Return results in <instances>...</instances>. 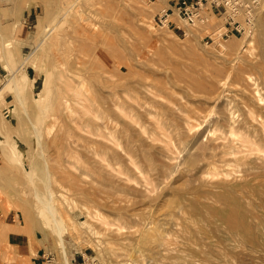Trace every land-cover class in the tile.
Wrapping results in <instances>:
<instances>
[{"label":"rangeland","instance_id":"obj_1","mask_svg":"<svg viewBox=\"0 0 264 264\" xmlns=\"http://www.w3.org/2000/svg\"><path fill=\"white\" fill-rule=\"evenodd\" d=\"M165 1L0 0V264H264V152L240 149L264 90L213 147L250 97L227 74L264 68V0L228 35L210 4L161 25Z\"/></svg>","mask_w":264,"mask_h":264},{"label":"bare ground","instance_id":"obj_2","mask_svg":"<svg viewBox=\"0 0 264 264\" xmlns=\"http://www.w3.org/2000/svg\"><path fill=\"white\" fill-rule=\"evenodd\" d=\"M253 2L254 1H257V0H252ZM253 4V3H252ZM245 5V4H244ZM166 21V20H165ZM86 29V28H85ZM83 33L86 32V31H82ZM88 35V34H86ZM93 36V35H92ZM263 37V36H262ZM82 39V38H81ZM87 40V39H86ZM262 43H264V39L262 38ZM84 41V40H83ZM71 46V45H70ZM84 46V45H82ZM89 46V45H88ZM77 47V46H76ZM88 49V47H87ZM74 50V49H73ZM75 51V50H74ZM77 51V50H76ZM84 51V50H83ZM86 51V50H85ZM95 55V54H94ZM58 56V55H57ZM64 57V56H62ZM66 57V55H65ZM64 57V58H65ZM59 58V57H58ZM61 58V57H60ZM63 58V59H64ZM59 60V59H58ZM104 61V60H103ZM66 63V62H65ZM70 64V63H69ZM68 65V64H67ZM257 66V65H256ZM67 67V66H66ZM63 68V67H62ZM61 68V69H62ZM69 68V67H68ZM243 68V67H242ZM66 69V68H65ZM250 69V68H249ZM60 70V69H59ZM64 70V69H63ZM73 73L76 72V71H72ZM239 72L241 73H233V71H231L230 73H228V77L224 80H219L220 82H222L223 86H225V88L227 87V89H229L230 91L232 90L231 87H240V88H243L245 93L246 91H249L250 92V97L247 96L246 94L242 95L240 97V99L237 101L236 99H231L230 100V107L232 106L233 102H234V106H232L231 108L229 107L230 111H229V121L228 122H223V124L226 126V128L228 129L229 131V135H230V139L228 141L227 144H224L223 147H221V144H215L213 147L214 149H218V148H221L222 151L221 153L222 154H236L237 153V150H239V148L236 149V146L234 145L236 143V141L238 140V136H237V132L239 130L242 129V126L241 125H238V126H235L234 124L236 123L237 120L234 119V115L236 114V110L235 108H242L243 111L245 113L248 114V117L249 118H254V119H257L259 118V114L260 112L258 110H256L254 104L252 103L251 99H255L257 97V95L262 91L264 90V68L263 69H258V71L256 73H247L245 74V70H242ZM255 72V71H254ZM60 73V72H59ZM62 73V72H61ZM67 71H63V74L62 76H64V78L67 76ZM60 76V75H59ZM70 76V75H69ZM72 77V76H71ZM74 77V76H73ZM68 78V77H67ZM224 78V77H223ZM69 79V78H68ZM67 79V80H68ZM217 80V79H216ZM65 82L64 83H67L66 80H64ZM69 81V80H68ZM72 81V80H71ZM70 82V81H69ZM68 82V83H69ZM73 82V81H72ZM71 82V84H72ZM58 83V82H57ZM74 84V82H73ZM55 86V85H54ZM65 86V85H64ZM71 87V86H70ZM75 87V85H74ZM73 87V90L75 91V88ZM72 88V87H71ZM197 88H199L200 90H211L212 86H208L207 84L205 83H202V82H199L197 84ZM224 88V87H223ZM65 89V88H64ZM63 89V90H64ZM69 89V87H68ZM198 89V90H199ZM72 90V91H73ZM241 91V89H239ZM2 91V90H1ZM62 91V90H61ZM71 91V93H72ZM63 92V91H62ZM239 92V91H238ZM75 93V92H73ZM241 93V92H240ZM65 95V92L63 93ZM62 94V95H63ZM67 95V94H66ZM70 95V93H69ZM68 95V96H69ZM236 95V94H235ZM74 97V96H73ZM214 97V96H213ZM69 99V97H67ZM75 98V97H74ZM72 98V99H74ZM96 98V97H95ZM216 98V97H215ZM71 99V98H70ZM76 100V99H75ZM234 100V101H233ZM94 101V100H93ZM211 101V100H210ZM233 101V102H232ZM95 102V101H94ZM240 102L244 103V105H242ZM242 105V106H241ZM69 108V107H68ZM71 108V107H70ZM72 109V108H71ZM70 109V110H71ZM234 109V110H233ZM91 110V109H90ZM196 110V109H195ZM204 110V109H202ZM211 112H209V114L207 115L206 113V116L205 118H208L210 119L211 117H214L218 112L215 110V108H211L210 109ZM210 110H207V111H210ZM197 111V110H196ZM206 111V110H205ZM239 111V110H238ZM191 113V112H190ZM201 113V111L199 112ZM199 113L197 115H199ZM193 114V113H192ZM202 114V113H201ZM193 117V116H192ZM123 118V117H122ZM189 118V117H188ZM220 122V121H218ZM260 123H262V128H261V135L260 137H256V136H251V138H248V137H242L240 138V142H241V145H240V149L243 150L244 148H247L249 152H258V151H263L264 152V118H261L260 119ZM234 125V126H233ZM217 128L218 129H221L223 130L224 129V126L221 125V124H217ZM127 129V128H126ZM249 129V128H248ZM249 133H250V129H249ZM224 134V131H221V135H219L217 138H220L222 135ZM251 134V133H250ZM229 144H232L231 146H227ZM58 146V145H57ZM229 151V152H227ZM130 154V153H129ZM132 154V153H131ZM200 158V157H198ZM197 158V159H198ZM245 156H236L235 157V160L236 162H239V161H243L245 160ZM196 159V158H195ZM195 159H193L194 162ZM230 161H232V159H229ZM208 165H216L213 158H209L208 160ZM233 165V164H231ZM221 215L224 216L225 220L228 221L230 224H237L239 222V219L241 218L240 217V214L234 209L232 210H228V211H225V212H221ZM159 229V228H158ZM154 232V231H153ZM158 232V231H157ZM156 234V233H155ZM161 235V234H160Z\"/></svg>","mask_w":264,"mask_h":264},{"label":"built area","instance_id":"obj_3","mask_svg":"<svg viewBox=\"0 0 264 264\" xmlns=\"http://www.w3.org/2000/svg\"><path fill=\"white\" fill-rule=\"evenodd\" d=\"M207 4H210L212 11L216 15L227 17L225 22L227 31L224 33L225 35H228L230 32H243L244 29L241 27V22L237 19V17L240 16L239 14L245 15V18L247 17V22H250L248 15L251 7L248 3H245V0H179L176 10L179 16L192 21L194 16H196L199 11L203 10ZM170 12L173 13L174 11L168 9L163 15L158 17V22L161 25H164V20L171 14ZM173 24L175 23H170L169 27ZM54 259L52 253H44L41 264H57ZM91 264L99 263L94 261Z\"/></svg>","mask_w":264,"mask_h":264},{"label":"crops","instance_id":"obj_4","mask_svg":"<svg viewBox=\"0 0 264 264\" xmlns=\"http://www.w3.org/2000/svg\"><path fill=\"white\" fill-rule=\"evenodd\" d=\"M179 0H166L165 3L169 6L168 9H171L173 11H175L177 4H178ZM174 13V12H173ZM175 23V22H173ZM40 260V259H39ZM42 262V261H41ZM40 261H37V264H41Z\"/></svg>","mask_w":264,"mask_h":264}]
</instances>
